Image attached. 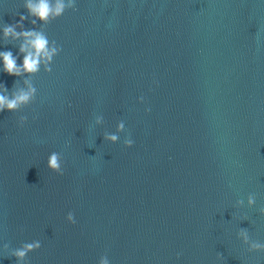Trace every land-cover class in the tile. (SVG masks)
I'll list each match as a JSON object with an SVG mask.
<instances>
[{
    "label": "water",
    "instance_id": "95a60500",
    "mask_svg": "<svg viewBox=\"0 0 264 264\" xmlns=\"http://www.w3.org/2000/svg\"><path fill=\"white\" fill-rule=\"evenodd\" d=\"M24 4L0 0V52L19 64L3 27ZM76 4L24 21L63 51L33 104L0 113V264H264V0ZM4 85L24 87L0 60Z\"/></svg>",
    "mask_w": 264,
    "mask_h": 264
},
{
    "label": "clouds",
    "instance_id": "9594fccd",
    "mask_svg": "<svg viewBox=\"0 0 264 264\" xmlns=\"http://www.w3.org/2000/svg\"><path fill=\"white\" fill-rule=\"evenodd\" d=\"M24 7L27 9L28 15H21L18 23L5 24L3 27V36L5 40L23 39L19 51L23 56L22 64L17 62L18 57L14 56L11 51L0 52V60L3 61L4 72L10 76L22 78L24 87L19 89L14 88L9 92L8 88L4 85L0 89V113L5 110L16 113L33 104L37 98V88L34 86L32 77L38 75L43 68L47 73L53 71L52 65L54 58L57 57L62 51V47L58 46L56 41H50L47 34L43 31H37L35 28L26 30L24 21L31 18V24L36 26L38 21L44 25H49L51 22L62 17L66 11L78 10L76 0H25ZM19 29V30H18ZM141 103L144 102V97H140ZM150 111L151 109H147ZM28 117L21 116L19 118V126L23 127L27 123ZM96 124L104 123L103 116L96 117ZM118 129L125 131V124L120 121L117 125ZM104 139L113 143L119 142L117 135L105 132ZM126 147H132L134 141L131 138H126ZM48 167L53 172L63 175L64 168L62 165L61 154L53 152L48 158ZM243 204V200L238 201ZM249 205L255 204V196L250 195L248 198ZM264 212V209H261ZM67 220L75 224V214L69 212ZM241 235L247 240L246 230L241 231ZM5 249H8L6 244ZM254 249L264 248V245L254 244ZM41 248L40 241H33L24 243L22 247L15 249L11 255L15 256L18 261L25 259L29 252H34ZM178 257L180 254H177ZM99 264H110L108 256L105 254L99 260Z\"/></svg>",
    "mask_w": 264,
    "mask_h": 264
}]
</instances>
